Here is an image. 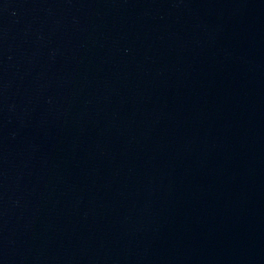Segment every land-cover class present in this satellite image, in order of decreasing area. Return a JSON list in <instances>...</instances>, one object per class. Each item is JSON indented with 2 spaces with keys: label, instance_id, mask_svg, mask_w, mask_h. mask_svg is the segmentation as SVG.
Returning <instances> with one entry per match:
<instances>
[{
  "label": "water",
  "instance_id": "obj_1",
  "mask_svg": "<svg viewBox=\"0 0 264 264\" xmlns=\"http://www.w3.org/2000/svg\"><path fill=\"white\" fill-rule=\"evenodd\" d=\"M0 264H264V0H0Z\"/></svg>",
  "mask_w": 264,
  "mask_h": 264
}]
</instances>
